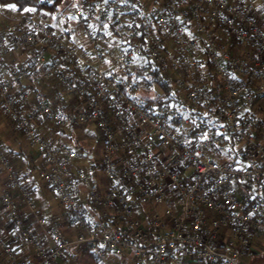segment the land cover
I'll return each mask as SVG.
<instances>
[{"label": "built area", "instance_id": "2783aa9c", "mask_svg": "<svg viewBox=\"0 0 264 264\" xmlns=\"http://www.w3.org/2000/svg\"><path fill=\"white\" fill-rule=\"evenodd\" d=\"M70 7L95 62L41 14L5 15L0 57L25 47L34 55L10 75L0 70V113L37 154L32 172L57 195L74 231L37 213L29 183L0 147L8 183L0 193V264H58L72 250H88L99 264H243L264 228V27L232 0H161L153 17L125 0H77L61 13ZM110 25L121 44L106 71ZM148 66L192 113L144 105L124 91L143 83L138 75ZM29 79L57 83L30 109L25 94L13 92ZM66 98L81 107L63 115L56 105ZM90 124L101 141L103 183L75 164L78 149L40 132ZM18 245L31 249V260L20 259Z\"/></svg>", "mask_w": 264, "mask_h": 264}, {"label": "crops", "instance_id": "0c3cea01", "mask_svg": "<svg viewBox=\"0 0 264 264\" xmlns=\"http://www.w3.org/2000/svg\"><path fill=\"white\" fill-rule=\"evenodd\" d=\"M243 1L244 0H236V2H238L241 6L242 5L244 6ZM29 9L30 11H35L36 13L41 14L43 16L44 22L47 23V25L52 30L60 34L64 39L70 40L76 43L77 45H82L83 42L82 26L79 23L73 26L68 25L66 17H61L56 12L55 13L51 12L46 8L37 10L32 7V8L24 9L23 11H17L16 8L12 9L8 6H2L0 7V29L5 23V15L14 16L19 13L28 12L26 10ZM262 21H264V19H262ZM110 32H111L110 29L107 30L105 36L110 37L111 34L110 35L108 34ZM117 34L119 33L117 32ZM79 38L80 39L82 38V40L80 42H76V40H78ZM104 50L105 47L103 46L101 52V56H102L101 66L103 67V69L108 71L111 69L112 66V58L110 60L108 59L107 61H105L106 58L104 57L105 55ZM80 53L83 56L89 58L90 61L95 62V59L91 56L90 51L87 47L82 45V47L80 48ZM33 55H34V47H25L18 53L5 52L0 57V70L5 74L10 75L20 67L28 65L32 61ZM56 86L57 83L55 80H51L49 82H45L38 85L29 79L22 84L16 83L13 92L17 96L19 95V91L21 93H24L25 96L23 99H24L25 107L30 109L35 105L38 96L45 94H47L45 96H50L52 92L55 90ZM79 104H80L79 101L73 102L71 99L66 98L62 104L56 105V107L60 110V112L63 115H65L80 108L81 106ZM40 132L43 135L53 140L61 141L65 144H68L80 150H81L80 144L82 143L85 146L87 144L88 147H94V143H96V147L98 148V151L101 154V141L98 138L94 127L91 124L79 128L66 127L65 129H54L53 127L48 125H41ZM92 138H94V140H92ZM0 147L12 159V163L14 167L15 168L18 167L19 171L22 172V175L25 177L26 180L25 182L29 183L33 196L37 201V213L40 216H44V217L46 216L49 217V214L54 217L53 215L54 213H52L51 209L52 206L55 205V203H53L52 199L47 194V190L43 187V186L46 187L48 186L42 184L39 180L38 175L32 172L31 166L33 165L34 162L39 160L37 154L26 146L21 134L9 125V123L4 119L1 113H0ZM21 151L24 152V155L21 153ZM92 156L93 155L91 153H88L86 155L88 159H91ZM17 160L19 161V164H17L16 162ZM16 200L18 201L20 211L23 217L26 219L29 226L35 229L38 233L39 239L45 242L46 231L44 229H41L36 224L34 215L28 212L27 208L24 206L20 198L16 197ZM58 206H59V201H58ZM83 206L84 209H86L85 207H87V205L84 204ZM61 215L62 212L60 209V215H59L60 218H62ZM61 221L63 226L67 230L71 232L74 231L73 218L64 217L61 219ZM262 238H264V228H262L261 230V236L259 237L258 243H260L261 240H264ZM15 248L19 253L20 259L22 260L32 259L33 255L31 249L23 245H18ZM250 256L251 255L245 258L243 262L247 261Z\"/></svg>", "mask_w": 264, "mask_h": 264}, {"label": "rangeland", "instance_id": "374dc122", "mask_svg": "<svg viewBox=\"0 0 264 264\" xmlns=\"http://www.w3.org/2000/svg\"><path fill=\"white\" fill-rule=\"evenodd\" d=\"M77 0H66L64 2V6L59 7L57 10L63 12L64 7L67 6L70 2L73 4L76 3ZM161 0H140V8L141 10L153 17L158 12V6ZM236 2V0H232ZM244 6L242 5V8L244 11L257 19L258 23L261 27H264V7L260 5L258 0H244ZM74 6V5H73ZM61 17H66L68 25H76L78 22L73 17V14L71 13V7L68 9L67 13H61ZM112 32V31H111ZM108 33L109 35H113L110 37H107L104 35V47H105V55L106 58L105 61L108 59L110 60L113 56V54L116 52L118 46L121 44V38L120 35L117 34V32ZM82 38L76 40V42H80ZM106 41V42H105ZM137 92L140 96L143 98H154L156 94H160V90L156 87V85L152 84L151 86H148L145 83H142L137 88ZM47 95V94H45ZM36 98V97H35ZM94 140V138H92ZM93 142V141H92ZM81 150L78 149L79 156L77 160L75 161V164L77 166H80L84 168L88 173H91L94 178H96L97 181L103 183V176L101 172V168L99 167V157L100 153L98 151V148L96 147V143H94V147H88L82 143L80 144ZM88 153H91L93 156L91 159H88L86 155ZM17 164H19V161H16ZM16 170L18 171V174L20 176V179L22 182L26 181L25 177L22 175V172L19 171V168L17 167ZM8 187V183L6 181V177L4 172L0 169V193L4 191ZM47 190V194L52 199L53 203H55L54 206H52V213H54V217L49 214L48 220L51 223L53 218H60V208L58 206V197L56 198V194L52 191L51 188L43 186ZM81 193V192H80ZM62 216V215H61ZM47 217V216H46ZM264 239V238H262ZM262 241V242H261ZM260 243H257V246L255 247V253L249 257V259L243 264H264V240H261ZM99 264V262L93 257V255L88 250H72L69 254H67L63 259H61L58 264Z\"/></svg>", "mask_w": 264, "mask_h": 264}, {"label": "trees", "instance_id": "16d2710c", "mask_svg": "<svg viewBox=\"0 0 264 264\" xmlns=\"http://www.w3.org/2000/svg\"><path fill=\"white\" fill-rule=\"evenodd\" d=\"M66 0H52V2L44 6L43 8L48 9L51 12H57L59 7L64 6V2ZM105 0H83V3L87 4L89 2H103ZM126 2L133 3L140 8V3L138 0H125ZM39 2V0H0V7L2 6H9V5H15V8L17 11H23L27 8L34 7L35 3ZM141 9V8H140ZM111 30L112 32H117V29L113 26H109L108 30ZM149 69L145 74L138 75L140 77L141 81L148 86H151L152 84L156 85V87L160 90V94H156L154 98H143L139 95L137 92V88H131L129 86L123 85L124 91L135 101H141L144 105H149L150 103H172L176 107L180 108L181 110L192 113L190 108L184 104L181 100L180 94L178 91H176L172 84L165 79L163 75L158 73L152 66H148ZM21 153L24 155V152L21 151ZM100 167V166H99ZM91 174V173H89ZM82 212L86 213V210L82 207ZM264 222V221H262Z\"/></svg>", "mask_w": 264, "mask_h": 264}, {"label": "snow or ice", "instance_id": "6c2138e0", "mask_svg": "<svg viewBox=\"0 0 264 264\" xmlns=\"http://www.w3.org/2000/svg\"><path fill=\"white\" fill-rule=\"evenodd\" d=\"M105 2H107V0H105ZM8 7L12 8V9H15V5H9ZM26 11H30V9L29 10H26Z\"/></svg>", "mask_w": 264, "mask_h": 264}]
</instances>
